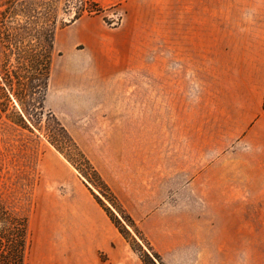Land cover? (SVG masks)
Listing matches in <instances>:
<instances>
[{"label": "rangeland", "instance_id": "374dc122", "mask_svg": "<svg viewBox=\"0 0 264 264\" xmlns=\"http://www.w3.org/2000/svg\"><path fill=\"white\" fill-rule=\"evenodd\" d=\"M135 1L141 16L128 0L85 12L99 35L71 33L80 3L57 2L45 108L149 245L119 231L112 201L43 135L0 121V198L28 218L26 264H264V167L232 156L229 118L200 99L197 71L168 78L167 0Z\"/></svg>", "mask_w": 264, "mask_h": 264}, {"label": "crops", "instance_id": "0c3cea01", "mask_svg": "<svg viewBox=\"0 0 264 264\" xmlns=\"http://www.w3.org/2000/svg\"><path fill=\"white\" fill-rule=\"evenodd\" d=\"M127 3V16H141L135 0ZM179 11L167 0L168 78L175 83L177 67L185 84L186 71H197L200 99L229 118L232 156L236 148L264 167V0H182ZM97 23L82 16L71 33L99 35ZM94 263L103 264L97 253Z\"/></svg>", "mask_w": 264, "mask_h": 264}, {"label": "trees", "instance_id": "16d2710c", "mask_svg": "<svg viewBox=\"0 0 264 264\" xmlns=\"http://www.w3.org/2000/svg\"><path fill=\"white\" fill-rule=\"evenodd\" d=\"M59 1L1 0L0 121L43 135L72 165L85 176L92 177L112 201L122 216L112 217L119 231L139 245L131 234L134 231L142 242L149 245L136 220L121 206L66 126L45 108L56 32L63 26L58 25ZM77 2L80 7L71 22L85 12L101 10L100 4L95 1ZM29 242L27 216L18 213L0 198V264H26ZM152 253L160 258L157 252ZM144 254L151 258L147 251Z\"/></svg>", "mask_w": 264, "mask_h": 264}, {"label": "built area", "instance_id": "2783aa9c", "mask_svg": "<svg viewBox=\"0 0 264 264\" xmlns=\"http://www.w3.org/2000/svg\"><path fill=\"white\" fill-rule=\"evenodd\" d=\"M101 11V10H100Z\"/></svg>", "mask_w": 264, "mask_h": 264}]
</instances>
